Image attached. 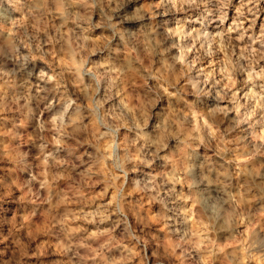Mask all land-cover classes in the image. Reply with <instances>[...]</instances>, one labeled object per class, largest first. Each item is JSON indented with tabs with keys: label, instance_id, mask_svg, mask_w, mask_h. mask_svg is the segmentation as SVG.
<instances>
[{
	"label": "clouds",
	"instance_id": "clouds-1",
	"mask_svg": "<svg viewBox=\"0 0 264 264\" xmlns=\"http://www.w3.org/2000/svg\"><path fill=\"white\" fill-rule=\"evenodd\" d=\"M0 264H264V0H0Z\"/></svg>",
	"mask_w": 264,
	"mask_h": 264
}]
</instances>
